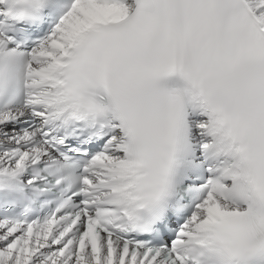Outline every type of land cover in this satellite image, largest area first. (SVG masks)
Listing matches in <instances>:
<instances>
[{
  "label": "snow or ice",
  "instance_id": "snow-or-ice-1",
  "mask_svg": "<svg viewBox=\"0 0 264 264\" xmlns=\"http://www.w3.org/2000/svg\"><path fill=\"white\" fill-rule=\"evenodd\" d=\"M0 264H264V0H0Z\"/></svg>",
  "mask_w": 264,
  "mask_h": 264
}]
</instances>
